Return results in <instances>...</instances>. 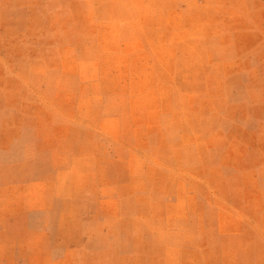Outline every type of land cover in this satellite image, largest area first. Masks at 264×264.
I'll list each match as a JSON object with an SVG mask.
<instances>
[{
    "label": "rangeland",
    "instance_id": "1",
    "mask_svg": "<svg viewBox=\"0 0 264 264\" xmlns=\"http://www.w3.org/2000/svg\"><path fill=\"white\" fill-rule=\"evenodd\" d=\"M0 264H264V0H0Z\"/></svg>",
    "mask_w": 264,
    "mask_h": 264
},
{
    "label": "crops",
    "instance_id": "2",
    "mask_svg": "<svg viewBox=\"0 0 264 264\" xmlns=\"http://www.w3.org/2000/svg\"><path fill=\"white\" fill-rule=\"evenodd\" d=\"M177 144L178 143L176 142V145ZM69 169L70 167L63 170L55 169L53 170V172H51L50 177L47 179L40 178L35 181L34 180L28 181L29 184H25L24 187L32 186L34 192L30 191L26 197V200L35 202L33 206L38 208L53 206L55 204V199L57 197L55 191L56 183L60 181V177H62L64 173H66V171H69ZM162 219H163V223L169 224L170 222L169 219H164V216L162 217ZM178 219L179 218L176 217L173 218V220H178Z\"/></svg>",
    "mask_w": 264,
    "mask_h": 264
}]
</instances>
